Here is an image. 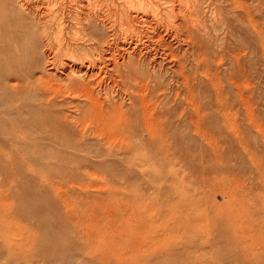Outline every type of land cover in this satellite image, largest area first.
Listing matches in <instances>:
<instances>
[{"label":"rangeland","instance_id":"obj_1","mask_svg":"<svg viewBox=\"0 0 264 264\" xmlns=\"http://www.w3.org/2000/svg\"><path fill=\"white\" fill-rule=\"evenodd\" d=\"M0 1L3 15L7 4ZM164 1L168 7L178 0ZM213 3L232 32L231 37L221 28L211 31L218 41L227 47L234 40L244 47L257 43V51L246 48L240 54L254 66L246 65L249 75L239 81V89L249 94V109L246 102L240 107L233 84L221 79L237 120L221 125L210 111L224 136L189 119L196 105L188 102L183 74L203 57L192 56L187 40L160 33L168 55L139 49L118 60L125 68L120 64L119 73L126 74L135 59L160 71L163 87L156 103L163 107L157 111L164 113L167 127L171 122L176 128L175 143L153 140L149 130L126 141L107 136L98 122L114 110L122 111L113 114L121 118L144 105H131L133 81L127 87L114 75L78 71L90 41L62 45L63 39L75 42V35L83 34L74 19L61 34L54 30L46 51L49 73L42 48L34 55L42 62L30 68L34 76L6 80L13 65L7 66L0 49V264H264V0ZM207 14L212 18V10ZM128 41L129 36L123 40ZM208 64L225 76L224 60ZM196 99L212 103L208 95ZM139 121L133 116L132 127L140 128Z\"/></svg>","mask_w":264,"mask_h":264},{"label":"bare ground","instance_id":"obj_2","mask_svg":"<svg viewBox=\"0 0 264 264\" xmlns=\"http://www.w3.org/2000/svg\"><path fill=\"white\" fill-rule=\"evenodd\" d=\"M117 1L118 0H95L93 2H91V0H42L41 2L40 0V2H36L35 0L36 3L32 1L29 3L27 0H5L3 6L7 4L6 11L3 15H0V49H2V53L6 58L7 66L9 67L12 64L13 67H9L11 68V73L7 74V76L4 73L5 76L3 77H5L6 80L15 78L18 81L31 78L34 76L35 70H31L30 68L37 64V62L38 64L41 63L43 60L41 57L46 60V65L43 69L45 72L49 73L52 69L50 66L52 61L48 60L50 54L46 51H50L54 30H57L61 34L65 28H69L66 23L67 20L74 19L77 27L79 30L83 31V34L75 35V39L77 40L75 42L63 39L62 45L69 47L73 43L78 44L79 41H90V45L83 50L82 56L78 59L80 63L77 68L78 71L85 68L86 71L84 74L89 73L91 70H95V72H103L111 77L114 75V77H117V81L120 80L119 82L127 87L129 86V81H133V85L129 87L134 96V101L131 105L136 106L138 102L144 105L138 112L133 109L130 113L120 114L123 116L121 118L113 114L122 111L114 110L110 117L107 116L108 118L105 119V121L98 122L101 127L107 129V136H119L126 141L127 138L136 135L141 130H149L151 131V135H153V140L164 143L170 141L171 143H175L179 139V135L175 131L176 128L173 127L174 125L171 124V122L169 125L170 127H167L166 125L169 122H163L164 113L160 114L157 111V109L163 107L162 102L156 103L158 91L163 87L160 71L150 70L147 63L135 59L132 65L131 62L127 65L128 70L126 69V74L125 72L119 73V66L120 64L122 65V63H119L118 60L120 58L125 59V53L129 50H132V53H134L139 49H146L154 51V53L161 51V54L168 55L165 49L161 48L164 44H162V39L158 36L160 33H163L166 36H171L172 39L177 38L178 41L179 39L187 40L190 42L192 56L194 58L198 57L200 60H202L203 57V61L199 65L196 64L193 70L185 75L183 74L186 87L191 93L188 102H192V107L196 105V108H192L194 112L192 111L193 113L189 114V119L191 121L194 120V118L199 119V123L193 121L192 123L196 126H200L199 128L209 126L219 129L214 126V121L211 119L212 117L210 115L211 111L212 115L214 114L217 116L221 125H226L229 122L231 124H237L236 117L233 116L235 113L232 111L233 104L230 102L233 100L228 98L227 85L221 84V79L225 78L228 82L233 84V87L236 89L234 91L235 95L242 105L240 107H243L245 102L247 103L249 101V96L247 97L249 94L245 92L247 94L245 95L244 91L239 89V81L243 82L246 79L245 77L249 75L247 73L249 71H247L248 66L246 65L254 66L253 64H249L245 57L240 58V54L244 49L246 50V48L257 51L255 48L257 47L256 41L254 42V48L236 44L237 42L235 40L231 47H227L224 45V42L218 41L211 31H216L217 28H221L231 37L232 32L229 31L228 21L220 16V11H217L213 0H178L177 3L169 4L168 7L163 5L165 2L164 0ZM1 4L0 1V5ZM206 9H209V12L212 10V18L208 14L206 15ZM207 17L211 18L210 21H207ZM254 26L253 36L257 39V25L254 24ZM246 34L249 36L252 33L247 30ZM127 36H129V41L124 43L123 40H125ZM119 37L122 39H120L121 41ZM213 44H217V46L213 47ZM42 48L44 49L42 50ZM39 50H42L40 52L41 57L35 59L34 55L38 54ZM257 54L258 53L255 52V63H258ZM70 55L72 56L73 54ZM243 55H245V53ZM173 56L175 55L173 54ZM217 58H220L221 61L224 60L226 63L227 67L224 68L225 76L220 75L214 69V66L212 67L211 64L210 66L208 64V62L212 63L214 59ZM127 60L131 61L133 59L129 57ZM71 61H73L71 64L75 65V61L73 59H71ZM65 65L68 67L67 64ZM123 69L125 68L123 67ZM177 75H179V71H177ZM178 79L179 76L176 79L179 82ZM139 92L143 93L140 99L141 101L138 99L135 101V95ZM207 95L211 97L212 103L207 104L203 102L199 104L196 97ZM43 98L44 95L42 93V95H39L38 99ZM38 105L40 109L45 108L41 106L43 105L41 103ZM48 106H50V104ZM244 110L242 109V111ZM255 111L253 110L250 112H254L255 114ZM165 112L169 115L172 113L168 110ZM256 114L255 116L258 118ZM133 116H138L140 119V124L138 125L140 128H136L137 126L132 127L131 119ZM249 117L252 118V115H249ZM255 122H258V120ZM218 133L220 136L223 135L221 129H219ZM204 136L207 140L208 138H211L213 141L215 139V137L212 138L213 135L204 134ZM225 136L227 138L230 137L227 134H225ZM228 139L230 140L231 138ZM127 146L124 147L122 151L126 150L127 152L129 149ZM111 152L113 155L117 153Z\"/></svg>","mask_w":264,"mask_h":264}]
</instances>
